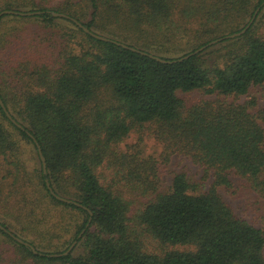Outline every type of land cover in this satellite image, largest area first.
<instances>
[{"label":"trees","instance_id":"16d2710c","mask_svg":"<svg viewBox=\"0 0 264 264\" xmlns=\"http://www.w3.org/2000/svg\"><path fill=\"white\" fill-rule=\"evenodd\" d=\"M256 9L240 37L178 61L244 29ZM5 10L39 15L0 17V99L22 128L0 107V264H264V228L217 193L234 174L264 199V109L238 103L264 84V0H0ZM190 93L213 99L188 104ZM132 132L161 145L159 162L118 149ZM174 155L209 188L182 172L163 188L158 167Z\"/></svg>","mask_w":264,"mask_h":264},{"label":"rangeland","instance_id":"374dc122","mask_svg":"<svg viewBox=\"0 0 264 264\" xmlns=\"http://www.w3.org/2000/svg\"><path fill=\"white\" fill-rule=\"evenodd\" d=\"M255 26V33L257 36L264 39V14L261 18H259ZM225 44L227 43H223L222 45ZM216 45L217 47L221 46L218 43ZM212 50L213 48L207 50V52L204 53L206 55V59H208V63H211L215 60V56L209 54ZM181 96H183L188 104H193L203 98L213 99V97L202 96L199 93L184 94ZM249 102L253 103V105L249 107V112L251 114H255L258 110L264 109V84L253 86L249 93L246 96L240 97L238 101V103L241 104ZM137 140H139L138 135L132 132L126 139H124L123 142L118 145V149L120 151H129V149L134 145L137 146L136 148H139V152L141 153L142 157H152L158 162L161 160L159 158V155L162 152L161 145L153 137L146 135L142 138L140 143H138ZM24 148H26V156L24 157L28 162L27 171L32 172L33 162H35L37 167L38 162L36 159H33V153L29 151V147L24 146ZM126 148L128 149L126 150ZM32 160L34 161L32 162ZM175 172H182L188 178L194 181L202 180V190L208 189L212 182L210 176L204 180L203 170L197 165L193 164L188 158L180 155H174L167 163L158 167V174L161 186L163 188L170 184V180ZM105 174L108 176L107 181H109L111 172L108 170ZM229 179L231 186L229 188L219 187L217 190L218 195L227 205L231 207L236 217L247 221L257 228L263 229L264 199L258 197L254 192H252L244 179H240L234 174H230ZM2 204L3 203L0 204V216L4 218L6 215L1 209ZM153 244L154 243L150 242L148 247H151ZM149 250H151V248H149ZM80 252L81 250L76 248L73 251V254L78 255Z\"/></svg>","mask_w":264,"mask_h":264},{"label":"water","instance_id":"95a60500","mask_svg":"<svg viewBox=\"0 0 264 264\" xmlns=\"http://www.w3.org/2000/svg\"><path fill=\"white\" fill-rule=\"evenodd\" d=\"M257 11H258V9H256V11H255V13H254L252 19L249 21L248 25H246V27H244V29L240 30L239 32L233 33V34H231V35H226V36H224V37H222V38H219V39H216V40L210 41L209 43H207L206 45H204V46H202V47L196 49V50L193 51L192 53H190V54L184 56V57L181 58V59H178V61H181V60H183V59H187V58H189V57H191V56H193V55L199 54V53H201L202 51L206 50L207 48H209V47H211V46H213V45H215V44H217V43H219V42H221V41H223V40H230V39H234V38L240 37L242 34H244V33L246 32V30L249 28V26H250L251 23L253 22V19H254L255 15L257 14ZM4 15H13V16H19V17H31V16H34V15H39V12H15V11H11V10H5V11L0 12V17H2V16H4ZM51 15H52L53 17L62 18V19L69 20V21L73 22V23H74L79 29H81L85 34H88L89 36H91L92 38H94V39H96V40H99V41H102V42H110V43H114V44H117L118 46H121L122 48L129 49V50H131V51L138 52V51H136V50L133 49V48H129V47L123 45V44L116 43V42H114V41H112V40H110V39H107V38H105V37H102V36H99V35H96V34L90 32V31H89L87 28H85L81 23H79L78 21L74 20L73 18H70L69 16H67V15H65V14L54 13V12H52ZM139 53H140L141 55H145V56H147V57H149V58H151V59H154L155 61L160 62V63H170L169 61L162 60V59H160V58H158V57H154V56L149 55V54H146V53H142V52H139ZM0 107H1V109L4 111L6 117H7V118H8V119H9V120H10V121H11L16 127H18L19 129H22L21 126H20L19 124H17V123L11 118V116L7 113V111H6L5 107H4V105H3L2 101H1V99H0ZM28 136H29V137L32 139V141L34 142V145H35V147H36L37 156H38L39 161H40V164H41L42 172H43V174H45V173H46V170H45V160H44V157L42 156L41 150H40L38 144L36 143V141L34 140V138L31 137L30 135H28ZM44 183H45V187H46V189L48 190L49 194H50L51 196H53L55 199H57L58 201L63 202V203H68V204L72 203V204L75 205V206H78V205H79V204H77V203H75V202H72V201H70V200H67V199H64V198H61V197L55 195L54 192L52 191V189L50 188V185H49V182H48L47 179L44 180ZM89 221H90V219H89ZM89 221H88V222H89ZM0 229L3 230V231H5L1 226H0ZM12 237H13V236H12ZM13 239H14L17 243L22 244V245H24L25 247L29 248L34 254L37 253V252L33 249V247L30 246L29 244L24 243L23 241H21L20 239H18V238H16V237H13ZM75 244H76V242H73V243L68 247V249H67L66 251H64L63 253H61V254H57V255L54 254V255H51V256H54V257L65 256V255L69 254V253L72 251V249L74 248Z\"/></svg>","mask_w":264,"mask_h":264}]
</instances>
